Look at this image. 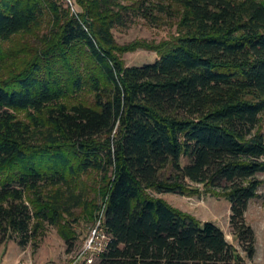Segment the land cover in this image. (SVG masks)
I'll return each instance as SVG.
<instances>
[{"label": "trees", "instance_id": "obj_1", "mask_svg": "<svg viewBox=\"0 0 264 264\" xmlns=\"http://www.w3.org/2000/svg\"><path fill=\"white\" fill-rule=\"evenodd\" d=\"M138 15L177 18V35L119 44ZM139 48L158 58L127 65ZM259 173L264 0H0V245L48 223L69 252L79 209L109 235L99 264H247L220 226L152 191L227 197L253 258Z\"/></svg>", "mask_w": 264, "mask_h": 264}, {"label": "rangeland", "instance_id": "obj_2", "mask_svg": "<svg viewBox=\"0 0 264 264\" xmlns=\"http://www.w3.org/2000/svg\"><path fill=\"white\" fill-rule=\"evenodd\" d=\"M69 2V0H67ZM157 23V24H152ZM177 18H162L158 22H151L142 16H134L132 20L128 21V26L118 27L113 30L114 35L119 44H127L136 40H146L153 43H160L164 40H169L177 35ZM25 39L30 38L28 35H19L17 38ZM14 37L11 42L6 43L5 47H11ZM33 39V38H32ZM121 57L125 60L127 65H143L145 63L154 62L158 58V53L152 49H137L134 51H126L121 53ZM84 96V94L82 95ZM26 111L18 113V116L25 117ZM188 162V158H182V165ZM260 178H264L263 173H259ZM92 181L100 179L99 173L92 175ZM194 194H179L174 192H156L152 191L155 196L162 197L167 200L171 205L180 208L186 212L191 213L202 221L210 220L220 226L226 234V238L234 244L245 257L247 264H264V184L259 187V194L250 200L246 210V220L254 228L256 233V251L253 258L246 257L245 252L242 250L238 240L233 236L230 226V200L225 196L214 195L206 191L201 185ZM101 200H95V205L99 206ZM78 220L73 224H69L72 228L71 232L75 235V240L72 249L66 251V242L61 234V230L57 225L45 224L44 234L35 239L34 244H30V249L35 252L40 245L47 246L46 253H48L52 263L55 260L65 261L67 264H73L74 260L80 253L85 240L88 238L93 227L98 223L86 221L83 213L79 209L76 210ZM80 212V213H79ZM69 228V227H68ZM71 234V233H70ZM10 249L17 247L16 242L10 240L7 242ZM64 247V250H63ZM43 248V247H42ZM44 256L47 258V254ZM94 261L91 264H99L100 255L94 254ZM76 264H87L82 258Z\"/></svg>", "mask_w": 264, "mask_h": 264}, {"label": "crops", "instance_id": "obj_3", "mask_svg": "<svg viewBox=\"0 0 264 264\" xmlns=\"http://www.w3.org/2000/svg\"><path fill=\"white\" fill-rule=\"evenodd\" d=\"M16 246L10 249L7 243L0 245V264H67L65 261H60L63 257L55 260L57 262L52 263L49 250L46 253L47 246L40 245L35 252L30 249V245L21 247L16 243ZM44 253L47 254V258L44 256Z\"/></svg>", "mask_w": 264, "mask_h": 264}, {"label": "built area", "instance_id": "obj_4", "mask_svg": "<svg viewBox=\"0 0 264 264\" xmlns=\"http://www.w3.org/2000/svg\"><path fill=\"white\" fill-rule=\"evenodd\" d=\"M108 241L109 235L102 230L101 220L98 219V223L93 227L88 238L85 240V243L73 264H76L81 258L85 260V263L87 264L93 263L94 254L99 256L105 250Z\"/></svg>", "mask_w": 264, "mask_h": 264}]
</instances>
